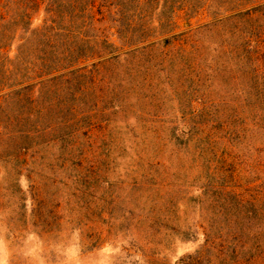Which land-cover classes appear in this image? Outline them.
I'll list each match as a JSON object with an SVG mask.
<instances>
[{"label": "rangeland", "instance_id": "1", "mask_svg": "<svg viewBox=\"0 0 264 264\" xmlns=\"http://www.w3.org/2000/svg\"><path fill=\"white\" fill-rule=\"evenodd\" d=\"M42 20L39 11L34 24ZM176 20L187 31V23L210 19L180 11ZM199 37L208 61H225L216 49L225 23ZM184 39L191 46L198 41ZM200 69L201 87H188L186 71L144 86L130 77L118 87L121 106L102 104L99 124L72 154L47 147L14 159L17 144L6 150L0 139V264H264V222L257 216L247 228L243 219L264 200L258 97L232 96L225 104L231 86L225 66ZM225 113L232 124L226 131ZM182 119L214 122L192 129L198 140L185 150V143L169 140L171 121ZM148 151L160 156L149 158ZM137 172L147 176L132 186ZM104 199L110 204L102 207ZM186 229L191 238L183 236Z\"/></svg>", "mask_w": 264, "mask_h": 264}, {"label": "trees", "instance_id": "2", "mask_svg": "<svg viewBox=\"0 0 264 264\" xmlns=\"http://www.w3.org/2000/svg\"><path fill=\"white\" fill-rule=\"evenodd\" d=\"M39 11L43 20L35 25ZM180 11L189 16L202 12L210 20L197 27L187 23L189 29L180 31ZM223 23L225 41L216 49L225 61L210 62L201 52L205 44L199 34ZM185 37L197 38V44H186ZM212 66H225L228 73L225 104L232 96L243 95L247 102L258 97L260 106L253 110L264 119V0H0V139L6 150L17 144L14 159L47 147H64L63 152L72 154L99 124L96 115L102 104L121 106L125 98L118 87L130 77L144 86L161 74L171 80V73L186 71L188 87H201L199 68ZM229 118L225 113V131L232 126ZM211 121H171L169 140L190 149V142L198 140L192 129ZM148 152L149 158L160 156ZM161 162L166 167L170 156ZM135 176L132 186L137 176L144 179L147 174ZM98 178L101 184L107 182L105 175ZM200 189L206 191L205 185ZM106 199L102 207L110 204ZM261 203L246 210L247 228L257 216L263 224ZM162 219L170 221V215L164 213ZM182 234L192 236L190 229Z\"/></svg>", "mask_w": 264, "mask_h": 264}]
</instances>
